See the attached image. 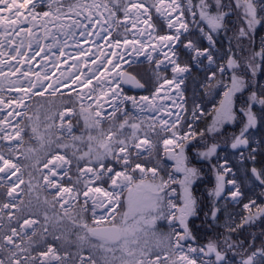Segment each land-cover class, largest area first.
<instances>
[{
  "label": "snow or ice",
  "instance_id": "snow-or-ice-1",
  "mask_svg": "<svg viewBox=\"0 0 264 264\" xmlns=\"http://www.w3.org/2000/svg\"><path fill=\"white\" fill-rule=\"evenodd\" d=\"M74 7L80 9L76 15L83 13L92 27L100 25L109 36L112 34L109 29L123 28V47L120 41L109 42L111 47L119 49V53H111L119 59L102 60L105 71L97 82L104 83H100L101 94L96 102L85 104V94L77 93L76 102L80 104L81 113L88 112L86 127L97 130V135L90 133L88 136V150L77 149L70 156L66 152H46L42 160H33L35 150L24 147L23 117L26 113L16 109L27 108L25 97L43 96L49 90L54 97L61 87L69 88V93L62 95H68L71 101L70 92L76 86L86 88L91 84L99 68L89 69L92 75L81 80L71 72V68L79 71L81 65L87 66L86 62L78 61L53 80L47 70L41 74L16 67V64L30 63L45 48L50 51L54 47L53 44L44 45L36 30H42L45 39H55L48 25L53 24L57 29L67 26L55 24L62 19L63 13L62 6L54 2L48 5V11H36L37 4L32 0H0V77L16 76L7 91L23 93L19 97L0 94V113H3L0 115V264H98L91 254H83L85 243L104 253L103 264H264V233L259 239L255 235L251 239H238L245 225L264 218V199H260L264 196V148L258 149L252 144V130L264 129V84L259 91L255 87L258 73L264 72V36L259 48L255 44L257 27L264 28V3L258 6L254 0H235L241 22L232 37H228L232 3L225 5L223 0H199L198 3L188 0L186 9L177 0H111L110 3ZM93 13L98 17L95 24L92 23ZM197 13L199 19H196ZM189 15L198 35L192 31ZM73 23L79 27L81 22ZM222 32L228 38L227 50L223 43L218 44ZM86 33L93 34L88 32V25H84L81 35ZM22 34L29 37V48L35 40L40 51L31 57L27 51H22L24 40L15 39ZM233 40L238 48L244 41H251L250 49H242L247 52L242 64L232 48ZM177 43L183 45L182 54L174 47ZM64 55L61 49L60 57ZM79 55L85 53L81 50ZM125 55L129 58L126 61L129 67H140L143 62L137 58L141 56L148 62L155 78L154 91L149 95L137 98L124 93L121 87L124 84L147 89L152 82L151 77L145 79L139 73L123 69L120 62L125 60ZM51 59L50 56L45 58V67ZM61 62L56 58L53 67ZM193 64L202 70V76L200 73L193 75ZM169 71L171 76L167 75ZM189 88L191 119L184 123L179 116L171 120L173 113L157 100H171L176 104V97H179L186 105ZM96 91L93 87L88 99H92ZM172 92L175 96L170 94ZM203 96L210 97L212 102L218 96L219 103H214L212 112L207 114L212 117L207 131L197 132L193 122L206 115L201 103ZM101 99L111 111L103 109L99 103ZM129 103L135 112L127 110ZM161 112L164 115H160ZM74 114V107L58 112L60 127L66 128L69 135ZM17 116L22 119L15 123L9 119ZM105 121L109 123L106 132L102 127ZM225 125H238L239 132L233 131L230 137H225L221 131ZM32 131L35 133L36 129ZM217 132L224 138L223 145L215 136L209 139ZM61 138L57 137L58 148L72 147L60 143ZM71 139L81 140L82 137L71 136ZM229 147L231 152L226 151ZM189 148L195 151V159L212 165L215 176V187L208 194L212 206L205 212L203 222L210 231L203 234L206 239L202 241L189 226V218L198 214L192 185L202 171L190 166ZM161 153L173 162L171 171H168L169 165L162 162ZM236 153H239V165L232 163ZM22 159L32 161L35 173L28 170L29 164L21 163ZM73 168L78 175L66 186L63 177L71 179ZM34 179L40 187L50 190L48 195L53 198V204L60 205L65 215L69 209L80 208L76 222L81 230L77 234L78 252L71 253L66 247L70 241L58 230L62 218L50 222L45 215L42 223L25 211L21 185L27 183L31 192ZM41 180L42 185L39 184ZM133 188L142 196L135 203L129 202L128 211L117 220L115 209L121 205V196L125 190L132 192ZM257 189L259 196L254 195ZM240 206L242 210L237 211ZM88 212H91V223L82 214ZM221 212L225 217L223 223L220 222ZM161 218L168 220L171 232L163 246L158 244L153 250L143 237ZM49 236L54 242L49 241ZM89 237L99 243H93Z\"/></svg>",
  "mask_w": 264,
  "mask_h": 264
},
{
  "label": "trees",
  "instance_id": "trees-1",
  "mask_svg": "<svg viewBox=\"0 0 264 264\" xmlns=\"http://www.w3.org/2000/svg\"><path fill=\"white\" fill-rule=\"evenodd\" d=\"M199 0H193V3H198ZM232 3V18L231 20H229V32H228V37H232L234 35V32L236 30V28L238 27L240 21V12L238 10L235 9V0H223V3L225 5H227L228 3ZM38 9H41V11L45 10L46 6L42 5L37 7ZM196 19H199V14L197 13V17ZM191 28L192 31L195 33V35H198V32H196L195 29V25L191 24ZM165 31V29H164ZM112 38L114 40H121V36L118 35L116 33V31H113L111 34ZM264 36V28H260L259 26L257 27L256 33H255V44L257 46V48H259L260 45V39L261 37ZM195 38V37H193ZM182 39H184V37H182ZM206 43V41L204 42ZM219 43H223L225 50H227L228 48V38L224 36V33L222 32L220 34V37H218V44ZM178 52H180L181 54L184 52L183 49V45L179 43V45H177L175 47ZM232 48L233 50L236 52V58L241 62V64L243 63L244 57L247 55V52L242 51V49H250L251 48V41L250 40H246L244 41V43L242 45H240V47H237L236 41L233 40L232 42ZM183 55H181V59H183ZM147 64H142L140 67H127V70L130 72H134L135 73H139V75L141 77H144L145 79H148L149 77L152 78L150 71L147 69ZM192 68V73L193 75H195L196 73H200V75H203L202 70L196 68L195 64L191 65ZM264 84V72L258 73L257 77H256V89L257 91H259L260 85ZM155 86V81H153L152 78V82L149 84V87L147 89H144V91L142 93H135V94H149L153 88ZM183 87V86H182ZM126 94H131L128 90H125ZM69 93V92H67ZM67 93H63V94H67ZM201 94L203 95V89H201ZM71 98L72 100L69 101V96L68 95H62V93L60 94H56V96H51L44 94L43 96H39V95H33L28 103V108L26 109V116L23 118L24 120V127H25V133H24V137H25V149H27L29 146L34 145V140H33V132L31 130V126H30V121H29V113L31 110H33L36 106H40L42 107L43 111H47L48 113H50L53 116V122H52V126L53 124H56L57 120H58V112L62 109L65 108H69V107H74L75 108V114L73 115V117H71V124L74 128V133L78 134L82 131V121L79 117V112H78V105L76 103V99L74 97V93L70 92ZM239 95V94H238ZM187 99H188V103L185 105L184 104V110L183 113L180 117V122L184 123L185 120H190L191 119V110H192V97H191V89L189 88L188 92H187ZM198 100H201V97H197ZM202 109L204 111V113H206V115L202 116L200 119L194 121V127L195 130L197 132L199 131H207L208 126L211 124L212 122V117L211 115H207L208 113H211L214 107V103L215 105H218L219 103V97L217 96L215 101L212 102L210 97L207 96H203L202 100ZM239 111V105L237 104V112ZM199 115V113H198ZM108 121H105L102 125L103 129L105 130V132L108 130V125H107ZM52 131L55 132V127H52ZM224 133L225 137H230L233 133V131H235L236 133L239 132V126L238 125H225L224 128L221 130ZM252 144L253 147H257L259 148H264V129H260V130H256L253 129L252 130ZM212 136H215L219 142L221 143V145L224 144V138L221 137V134L219 132L214 133L212 135L209 136V139H212ZM197 139H199V137H197ZM66 152L69 156L71 155V153L68 150H64V151H60L58 148L54 147V148H50L48 149L47 152ZM226 151L231 152L232 150L229 148L226 149ZM45 155V154H44ZM44 155H41L42 157L38 156L37 157H33V160L35 159H43ZM187 155L189 156V160H190V166H194L197 167L198 169H202L200 177L194 182V184L192 185V192H193V196L195 197V199L197 200V210H198V214L196 216L190 217L189 218V226L190 228L193 230V232L201 238V241L203 239H206V237H204V233L210 231L207 227L206 224H203V222L205 221V212L209 211L211 206H212V198L209 197V192L212 191L215 187V176L212 173V165L209 164L207 161H201V160H197L195 159V151L192 150L191 148L188 149L187 151ZM215 159V157L213 158ZM161 160L163 163L169 165L168 171H171V165H172V161L168 160L163 153H161ZM22 164H29V169L30 171H33V173H35V169L31 168V163L32 161H25V160H21ZM152 163H155V161H153ZM232 163L239 165L240 160H239V153H236V156L232 159ZM25 179L27 181L28 176H27V170L25 171ZM78 175V173H76L75 168H73L72 172L70 173L71 179H69V177L65 176L63 179V183L65 185L70 186L74 180L75 177ZM149 175V174H148ZM151 175H149V180H150ZM34 187L32 188L31 192H29L28 187H27V183L25 185H22L21 189L23 190L21 192V196L23 198V200L25 201V204L23 205V207L25 208V211L30 214L32 217H35L37 219H39L42 223V219L38 213V209H37V205H36V199L37 197L42 194H48L46 189H43L42 187H40L37 184V180H33L32 181ZM39 184L41 185V181L39 182ZM173 187H179L178 185H173ZM131 192H128L127 190L123 192L122 196H121V205L117 208L116 213L117 215V220L120 219V217L123 215L125 209H126V203L128 200V195ZM254 195L259 196L260 195V190L257 189V191L254 193ZM51 199L52 197L49 196ZM260 199H264V196H261ZM53 200V199H52ZM221 205H223V201H220ZM207 205V207H204V205ZM56 204H54V208L57 212L61 211L59 209H57V207L55 206ZM28 206H30V209H28ZM242 210V206H240V209H237V211ZM231 211V209H230ZM222 213V212H221ZM210 221V217L208 218ZM237 219H239V217H237ZM179 228V227H177ZM245 230L242 234V236L238 237V239H251V237L253 235H255L258 239L262 238V233H264V218H259L256 219L255 221L251 222L250 224H247L244 226ZM220 231H223L222 229H220ZM233 235H236L235 233H233ZM50 242H54L52 241L51 236L48 237ZM228 255L231 257L232 253L229 252Z\"/></svg>",
  "mask_w": 264,
  "mask_h": 264
},
{
  "label": "rangeland",
  "instance_id": "rangeland-1",
  "mask_svg": "<svg viewBox=\"0 0 264 264\" xmlns=\"http://www.w3.org/2000/svg\"><path fill=\"white\" fill-rule=\"evenodd\" d=\"M177 1L179 4L184 6L186 9L188 0H177ZM53 2L57 5L62 6L61 11H62L64 16H75L76 18H78V15H76V12L79 9L75 8L74 6L84 5V4H93V3H110L111 0H51V1H49V0H38L35 2V4H37V7L44 5V6H46L45 10H49L48 5L50 3H53ZM254 2H256V0H254ZM69 9H72V10L69 11ZM52 10L55 11L54 8ZM36 11H41V9L36 8ZM120 15H121V19H122V14H120ZM93 17H94L93 18L94 21L96 22V19H98V17H95L94 13H93ZM188 20H189V23H191L192 17L190 15L188 16ZM96 26L99 27L98 31L102 30L100 25H96ZM104 28H107V25H104ZM109 31L113 32L111 29H109ZM115 31L118 35L121 36V40H122L124 38V35H125L123 28L117 29ZM165 31H167L166 28H165ZM105 39L109 40V41L110 40L117 41V40H114L112 38V36H109V35H107L105 37ZM177 45H179V43L174 45V47H176ZM161 59H162V57H161ZM139 61H142L143 62L142 64L148 65V62L144 59H141ZM120 63H121V67L123 69H127V67L129 66V64L126 63L125 60H122ZM152 67L154 68L155 65L153 64ZM147 69L149 70V65L147 66ZM150 74L153 78V81H155L153 74L151 72H150ZM112 75H115V73H113ZM161 75H164V73H162ZM167 75L171 76V72L169 71L167 73ZM97 80H98L97 77H92V82L90 84L91 85V92H92L93 87H95L97 89L94 96L97 95V92L100 88V85L97 82ZM10 81H12V79L9 76L8 77H0V88L3 89V92L0 94L4 95L5 97H7L9 95H11L13 97H18L17 92H14V91L8 92L7 91V88L10 86ZM123 91H124V89H123ZM152 91H154V88ZM67 92H69V90H67V91H60L59 90L57 92V94L67 93ZM71 92L74 93V97L77 100V93H79V92L75 89L72 90ZM124 93H125V91H124ZM44 94L49 95V92H45ZM149 94H144V93L143 94H135V93L133 94V93H131V94H127V95H135V96H137V98H139V96H141V95H149ZM32 96H30V98ZM30 98L28 99V101L25 102V104L27 105V108H28V103H29ZM77 105H78V109H79L78 110L79 117L82 121V125H83L82 127L83 128H82V131L80 133L76 134V133H74V128L72 126L71 135H69L66 128L62 129L60 127L61 121H60L59 115H58V120L54 126L55 127V132H54V131H52L53 116L50 113H48L47 111H43L42 107H40V106H36L33 110L30 111L29 117H31V119H29V121H30L31 130L33 128H35L36 131H35V133H33L34 145H31L28 148H32L35 150V152H34L35 157H37V155L42 157L41 155H44L48 151V149H50V148H54V147L58 148L57 147V137L58 136L62 137L61 140L59 141L60 143L72 145V147H69L66 149L58 148L60 151L68 150L72 154V152L76 151L77 149H79L81 151H87L88 150V146H89L88 136L90 133L92 135H97V130L95 128L89 129L86 127L85 121H86V118H88V112L81 113L80 104L77 103ZM13 107H15V106H13ZM27 108L16 109V111H23L26 113ZM62 110H64V109H62ZM62 110H60V111H62ZM127 110L130 113L136 111L135 109L132 108L131 103L128 104ZM182 113H183V111H182ZM0 115H3V113H0ZM137 115H139V114L137 113ZM9 119L13 120V123H15V121L22 119V117L17 116L14 119L12 117H9ZM107 125L109 127V123H107ZM127 131H131V130L127 129ZM71 136H79V137H82V139L74 141L71 139ZM149 175H151V174L149 173ZM63 179H64V177H63ZM149 182H150V180H149ZM42 183L43 182L41 180V185H42ZM66 186H68V185H66ZM21 187H22V185H21ZM20 190L21 189H18V191H20ZM46 190H47V192L50 191L49 189H46ZM141 196H142V193L139 190H137L136 188H133L132 192L129 193V195H128V200L126 203L125 211H128L129 202L135 203L137 200L140 199ZM52 199L49 197L48 194H45V193L40 194L35 201L36 205H37L38 213H39L43 222H44V216L45 215H47L50 218V222H55L57 219L62 218L60 220V226H59L58 230L60 232H62L67 237L68 241H70L68 244H66L67 249L71 253H76L79 251V248L77 247V244H78L77 234L81 232V230L79 229V227L77 226V223H76L79 220L78 213H80V208L77 207L76 209H69L68 214L65 215V213L61 210L60 205L56 204L55 206L57 207V209H59L61 211V213L57 212L55 210ZM83 199L84 198L81 197V200H83ZM45 201H47V203ZM90 206L91 205L89 204V207ZM65 207H67V206H65ZM117 208L115 209V213H116ZM28 209H30V206H28ZM82 214L87 218L88 222L91 223V212L82 213ZM33 218H35V217H33ZM224 218L225 217H224L223 212H222L221 213V221H220L221 223H223ZM176 227H179V225L177 224ZM170 232H171V228L169 226L168 220L161 218V219L156 221L154 229L150 228L148 230L147 236L143 237V239L147 241L148 245L150 247H152L153 250H155L156 246L158 244L163 246V244L166 242V238ZM89 239L92 240L93 243H97V244L99 243V241H95L94 238L89 237ZM83 254L85 256H88L89 254H91L93 256V258L98 261V264H103L104 253L100 249H98V248L92 249L89 244L85 243L84 249H83Z\"/></svg>",
  "mask_w": 264,
  "mask_h": 264
},
{
  "label": "bare ground",
  "instance_id": "bare-ground-1",
  "mask_svg": "<svg viewBox=\"0 0 264 264\" xmlns=\"http://www.w3.org/2000/svg\"><path fill=\"white\" fill-rule=\"evenodd\" d=\"M38 0H32V3H35ZM51 1V0H49ZM178 3V1H177ZM29 8H31V5L29 4ZM24 11H27L25 9ZM48 11V10H44ZM80 11V9L78 10ZM47 19V18H45ZM80 21V26L77 27L73 22L74 21ZM93 24H95V21L93 19ZM55 24H62L67 27L57 29L53 26V24H49L48 27L52 29L53 33L55 34V39L49 37L47 39L44 38V34L42 30H36L37 34L41 36L42 42L44 45L47 44H53L54 47L49 51V49L45 48L44 51L40 53L39 56H35L34 59H31L30 63H25L23 65L16 64L15 61H12L13 64H16V67H22L24 70H31L32 73L40 72L41 74L43 71L47 70L49 74L52 76V79L55 80L57 78H60V72L67 70L70 68V66L74 63H77L78 61H84L86 62V67L81 65L79 71L75 68H71V72L75 73L76 75H79L81 80L85 79L86 76L92 75V73L89 72V69H97L99 68V71L96 72V74L93 77H99L105 70L101 66L102 60L106 62L107 60H117L119 59L118 55H111V53L116 52L119 53V49L113 48L110 46L109 42L111 41L112 44H115L117 41L113 40H106L105 37L108 35L106 31H98L99 27H92L89 23L86 17L83 13L81 15H78V18L75 16H64L61 20L55 21ZM84 25H88V32L93 33L92 35H88L87 33L82 36L81 32L83 31ZM26 27V25H25ZM75 33V35H72ZM11 39L12 37H8ZM17 41H20L21 39L24 40V48L22 51H27L29 53V57H31L36 51H40V48L37 46L35 40L32 41V47H28V41L29 37L27 34H22L21 37H15ZM124 39V38H123ZM123 39L119 40L121 43V47H123ZM78 44V47H77ZM63 49L65 55L63 57H60V50ZM83 51L85 55L80 56L79 52ZM165 51H168L165 49ZM159 53H153V55H158ZM171 54V53H169ZM52 57L51 60H49L46 63L45 67V58L46 57ZM97 57H101V59H97ZM56 58H59L62 62L57 66L53 67V62ZM6 59V57H5ZM17 59H20V57H17ZM129 58L127 55H125V61H127ZM138 60L144 59V57H138ZM163 59V57H162ZM145 60V59H144ZM127 63V62H126ZM111 65H109L110 67ZM4 70L7 71V66H4ZM119 71V69H118ZM19 75V74H17ZM9 77L12 80H16V76ZM31 79H35V76H30ZM100 83H104V81H101ZM99 83V85H100ZM79 93L82 92L85 94L84 103L85 104H94L96 102V98L100 96V88L97 92L96 96H93L92 99H88V94L91 93V85L89 84L86 88L76 86L74 88ZM60 91H67L69 88L61 87L59 89ZM51 90L47 91L50 92ZM18 97L22 96L23 93H18ZM171 95L175 96V92L170 93ZM28 97H25V102L28 101ZM104 99H107L105 97ZM99 103L103 105V109L106 111H111V108L107 103H104V100H99ZM157 103H163L168 111L172 112L173 115L170 118L171 120H176L177 117L181 116L182 111L184 109V101L181 100L179 97H176V104H173L171 100H162L158 99ZM181 105V107H177L176 105ZM139 114V113H138ZM145 115L148 116H155L156 113H145ZM160 115H164L163 112L160 113ZM166 119L168 117H165Z\"/></svg>",
  "mask_w": 264,
  "mask_h": 264
},
{
  "label": "water",
  "instance_id": "water-1",
  "mask_svg": "<svg viewBox=\"0 0 264 264\" xmlns=\"http://www.w3.org/2000/svg\"><path fill=\"white\" fill-rule=\"evenodd\" d=\"M122 88L126 89V90H129L131 92H136V93H141L144 91V89H135L133 88L131 85L129 84H124L121 86Z\"/></svg>",
  "mask_w": 264,
  "mask_h": 264
},
{
  "label": "flooded vegetation",
  "instance_id": "flooded-vegetation-1",
  "mask_svg": "<svg viewBox=\"0 0 264 264\" xmlns=\"http://www.w3.org/2000/svg\"><path fill=\"white\" fill-rule=\"evenodd\" d=\"M258 6L261 4V3H264V0H256V2H255Z\"/></svg>",
  "mask_w": 264,
  "mask_h": 264
}]
</instances>
